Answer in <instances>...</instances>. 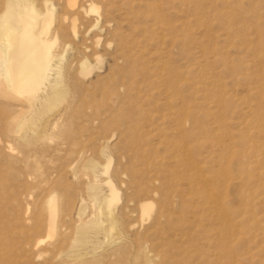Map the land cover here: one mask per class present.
Instances as JSON below:
<instances>
[{
  "label": "rangeland",
  "instance_id": "374dc122",
  "mask_svg": "<svg viewBox=\"0 0 264 264\" xmlns=\"http://www.w3.org/2000/svg\"><path fill=\"white\" fill-rule=\"evenodd\" d=\"M88 1L85 7L92 1L103 9L104 1ZM51 2L53 12L57 13L59 1ZM218 9V0H113L110 9L113 20L106 26L90 28L89 21L94 16H89V19L79 16L78 32L84 34L90 29L83 35L84 43L91 45V36L96 32L101 36L102 42L96 49L101 54V63L100 68H93L86 78L76 76L70 83L73 91L80 93L86 87L94 89L100 81L101 85L112 86L117 78L125 75V86L128 84L130 90L120 91V98L124 100L121 113L125 120L129 117L133 120L131 134L137 139V148L131 149L126 145L127 137L122 139L125 133L121 138L114 134L107 140L100 138L86 143L91 150L107 145L105 154L112 157L108 173L111 175L114 171H122L123 181H130L134 161L136 164H152L165 181L181 182L178 180L187 175L180 162L185 156L190 163L200 167L202 177L210 183L213 175L221 169L218 159L220 147L227 145L233 153L234 167L243 171V174L237 172L232 175L236 179L230 180L243 195L233 215V264H264V124L261 125L257 117L261 116L264 120V65L257 63L256 55L239 38L224 39L221 36ZM124 12L130 16L126 22L122 20ZM117 22L121 25H117ZM117 26L124 35L123 40L130 41V50L123 49L124 60L116 58L121 50H115L113 43L109 46L103 44L104 40L112 41L111 36ZM67 35L70 37L69 33ZM70 42L75 46L79 44L78 40ZM64 54L66 60L72 53L69 50ZM223 60L228 63L224 64ZM163 63L165 71L160 69ZM131 66L137 69L134 76L129 72ZM172 69L178 74V82L182 83L180 93L169 97L162 90L167 83L161 75L164 73L165 77H169ZM132 78L135 83L130 85ZM136 90L138 95L134 97ZM180 98L184 99L186 111L190 114L185 125V135H189H184V138H181L183 133L175 126L171 116ZM90 100L83 106L86 113L87 106L97 105L96 108L101 109L111 103V99L104 95ZM18 108V103L3 102L0 98V112ZM54 113L55 109L49 111L45 118ZM71 122L74 128L79 126V119L74 115ZM214 126H219V130H215ZM89 130L94 132L95 128ZM228 133L229 137L226 136ZM101 135L106 136L107 133ZM198 139L203 144L198 145ZM0 141V264H61L63 260L69 264H84L92 257L106 262L107 254L118 244H127L132 250L135 249L133 230L121 234L120 239L110 243L114 229L107 235L90 234L85 246L76 255H69L65 244H61V254L56 258L38 255L41 248L48 247L53 240L46 237L42 228L46 210L41 200L49 189L64 193L58 213L66 225L65 243L79 216L85 218L98 212V201L90 198L83 189V183L73 174L80 171V163L72 155L71 144L57 147L52 140H47L44 145L35 147L31 153V160H35V171L26 167L33 174L24 178L18 176L24 167L14 166L9 168L13 171L10 172L1 163L5 161L6 156L2 154L7 145H11L16 155L20 147L13 140L7 142L0 137ZM186 148L189 150L186 151ZM98 157L94 168L97 175L106 163L104 157ZM114 184L120 195V200L113 204L117 212L128 190L124 188L125 184L119 186L115 179ZM26 207L27 213L21 218L20 213ZM127 221L137 227L140 220L134 216ZM210 223L211 219L203 220L201 227L210 228ZM39 237L44 240L36 246L35 241ZM192 237L193 244L207 249L208 241L203 240L204 235L195 232ZM217 257L221 263H226L222 254ZM204 262L202 264H207Z\"/></svg>",
  "mask_w": 264,
  "mask_h": 264
},
{
  "label": "bare ground",
  "instance_id": "6f19581e",
  "mask_svg": "<svg viewBox=\"0 0 264 264\" xmlns=\"http://www.w3.org/2000/svg\"><path fill=\"white\" fill-rule=\"evenodd\" d=\"M58 1L60 7L55 13L51 0H0V98L3 102H16L20 105L18 109L0 112V137L7 142L13 140L20 147L16 155L11 145L5 144L7 146L2 155L6 158L1 163L10 172L13 171L9 168L14 166L24 167V171L18 176L26 178L33 174L32 171H27L26 167L35 171V160H31L35 147L44 145L47 140H52L57 147L71 144L72 155L80 163V171H74L73 174L83 183V189L90 198L98 201V212L85 218L79 216L65 243L66 225L64 218L58 213L64 193L49 189L41 200L46 210L42 228L46 237H52L53 240L48 247L41 248L38 255L44 254L49 259L56 258L61 254V244L67 246L69 255H76L78 250L85 246L90 234L107 235L115 229L110 243L117 240L121 234L133 230L135 249L132 250L127 244H118L107 254L106 262L92 257L84 264H202L203 260L207 264H233V215L237 212V204L243 199L242 191L239 192L235 188L237 186L230 181L235 178L232 175L237 172L243 174L241 169L238 171L233 165V153L227 145H221L218 155L221 169L213 175L214 179L210 183L202 177L200 167L190 163L185 156L180 162L187 175L178 180L181 182L165 181L158 170L148 162H132L130 181H123V172L119 170L110 175L108 169L112 157L110 158L108 153L105 154L107 145L91 150L86 143L100 138L107 140L114 134L121 138L125 133L122 139L127 137L126 145L131 149L137 148V139L131 134L130 125L133 120L131 121L130 117L125 120L121 113L124 110V100L120 98V91L130 90L128 84L125 86V75L117 78L112 86L101 85L100 81L94 89L86 87L80 93L73 91L70 82L76 76L86 78L93 68H100L101 63V54L96 50L102 42L101 36L96 32L91 36V45L84 43L85 33L90 29L84 34L78 32L79 16H94L90 18V28L99 29L106 26L113 20L110 15L113 0H101L104 1L103 9L90 0L87 7L86 0ZM218 2L217 21L221 36L224 39L239 38L241 43L256 55L257 63L264 65V0ZM129 18L128 13L124 12L122 20L126 22ZM117 25L121 23L117 22ZM123 36L117 26L113 30L112 41L104 40L103 43L108 46L113 43L115 50H121L116 58L122 60L125 56L123 49L130 50V41H124ZM73 40H78L79 44H71L70 41ZM69 50L72 54L65 60L64 53ZM116 58L114 57L113 61ZM223 61L224 64L228 63ZM163 65L164 63L161 68L158 65L157 67L165 71ZM136 70L134 66L129 68L133 76ZM161 76H164L162 78L167 83V87L162 88L164 93L169 94V97L180 93L182 82H178V74L174 69L169 77H165L164 73ZM132 83H135L133 78L130 85ZM136 94L137 90L133 93L134 97ZM103 95L111 99L110 104L107 103L101 109L96 108L97 105H90L87 106L88 113L84 111L83 106L89 103L90 99ZM184 102V99L180 98L175 112L171 115L173 123L183 133L181 138L185 135V125L190 116ZM53 109L55 113L45 118ZM72 115L79 119V126L75 128L71 122ZM257 117L260 124H264L261 116ZM218 127L213 128L219 130ZM90 128H95L94 132H89ZM106 133V136H100ZM226 136L229 137L230 133ZM197 143L199 145L202 141L198 139ZM188 150L186 148V151ZM98 155L104 157L106 162L99 175L94 171L100 158ZM114 179L119 186L125 184L124 188L128 190L117 212L114 211L113 204L120 200V195ZM27 210L28 207L22 210L21 218ZM134 216L140 220L137 227L127 221ZM209 219L210 228L203 229L201 222ZM195 232L204 235L203 240L208 241L207 249L203 250L193 244L192 234ZM43 240L39 237L35 245H40ZM219 254L223 255L226 263L219 261ZM61 264L69 263L63 260Z\"/></svg>",
  "mask_w": 264,
  "mask_h": 264
}]
</instances>
